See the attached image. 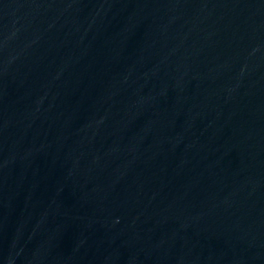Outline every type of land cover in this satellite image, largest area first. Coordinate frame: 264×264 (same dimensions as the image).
I'll use <instances>...</instances> for the list:
<instances>
[{"label": "water", "instance_id": "water-1", "mask_svg": "<svg viewBox=\"0 0 264 264\" xmlns=\"http://www.w3.org/2000/svg\"><path fill=\"white\" fill-rule=\"evenodd\" d=\"M0 264H264V0H0Z\"/></svg>", "mask_w": 264, "mask_h": 264}]
</instances>
